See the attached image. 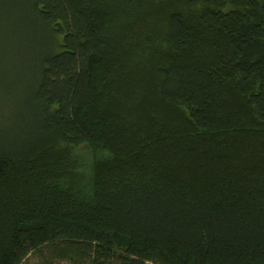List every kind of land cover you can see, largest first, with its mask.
Wrapping results in <instances>:
<instances>
[{
    "label": "trees",
    "instance_id": "1",
    "mask_svg": "<svg viewBox=\"0 0 264 264\" xmlns=\"http://www.w3.org/2000/svg\"><path fill=\"white\" fill-rule=\"evenodd\" d=\"M10 63L0 264H264V0H0Z\"/></svg>",
    "mask_w": 264,
    "mask_h": 264
},
{
    "label": "rangeland",
    "instance_id": "2",
    "mask_svg": "<svg viewBox=\"0 0 264 264\" xmlns=\"http://www.w3.org/2000/svg\"><path fill=\"white\" fill-rule=\"evenodd\" d=\"M35 70L36 68L31 65L0 64V125H17V130L28 128V123L19 118L22 117L20 116L21 113H26L22 109V104L30 91ZM43 253L49 256L47 250L44 249L42 253L31 255L23 264H42L39 256H43ZM48 264L71 263L69 261L53 259ZM115 264L121 263L117 262Z\"/></svg>",
    "mask_w": 264,
    "mask_h": 264
}]
</instances>
